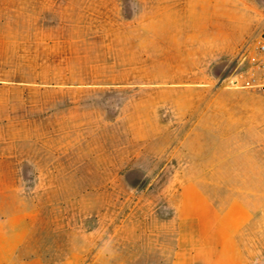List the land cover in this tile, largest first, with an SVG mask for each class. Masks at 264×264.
Masks as SVG:
<instances>
[{
  "label": "rangeland",
  "instance_id": "374dc122",
  "mask_svg": "<svg viewBox=\"0 0 264 264\" xmlns=\"http://www.w3.org/2000/svg\"><path fill=\"white\" fill-rule=\"evenodd\" d=\"M263 31L264 0H0V192L7 211L37 208L32 248L151 261L180 169L242 149ZM250 173L238 192L264 200ZM254 227L264 264V215Z\"/></svg>",
  "mask_w": 264,
  "mask_h": 264
},
{
  "label": "crops",
  "instance_id": "0c3cea01",
  "mask_svg": "<svg viewBox=\"0 0 264 264\" xmlns=\"http://www.w3.org/2000/svg\"><path fill=\"white\" fill-rule=\"evenodd\" d=\"M239 106L243 108L239 119L244 127L236 138L242 149L228 159L211 152L180 169L171 216L158 222L153 258L140 264H262L251 253L260 249L250 237L261 231L254 224L264 211L261 207L258 213L249 202L264 200L260 195L238 192L237 188L251 185L247 181L251 171L255 181L264 179V99L240 100ZM227 140L220 144L221 150L230 146ZM233 161L238 162L236 167ZM4 196L1 191L0 264H49L31 245L38 224L37 208L7 211ZM68 245L60 264H90L87 249L80 242ZM108 252L104 259L94 258L92 264H118L112 246Z\"/></svg>",
  "mask_w": 264,
  "mask_h": 264
},
{
  "label": "built area",
  "instance_id": "2783aa9c",
  "mask_svg": "<svg viewBox=\"0 0 264 264\" xmlns=\"http://www.w3.org/2000/svg\"><path fill=\"white\" fill-rule=\"evenodd\" d=\"M253 49L258 56L264 59V31L260 33ZM261 91L264 93V85L261 87Z\"/></svg>",
  "mask_w": 264,
  "mask_h": 264
}]
</instances>
